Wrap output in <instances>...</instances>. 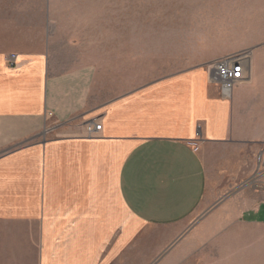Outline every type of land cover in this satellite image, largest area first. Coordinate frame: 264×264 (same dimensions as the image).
<instances>
[{
    "label": "crops",
    "instance_id": "obj_1",
    "mask_svg": "<svg viewBox=\"0 0 264 264\" xmlns=\"http://www.w3.org/2000/svg\"><path fill=\"white\" fill-rule=\"evenodd\" d=\"M31 1L6 0L0 19V222L28 225L35 264H179L197 250L190 219L203 206L264 223L260 79L225 97L208 77L222 56L135 46L128 30L132 80L104 97L95 64L61 63L51 0H34L42 33Z\"/></svg>",
    "mask_w": 264,
    "mask_h": 264
},
{
    "label": "rangeland",
    "instance_id": "obj_2",
    "mask_svg": "<svg viewBox=\"0 0 264 264\" xmlns=\"http://www.w3.org/2000/svg\"><path fill=\"white\" fill-rule=\"evenodd\" d=\"M2 1L0 19L6 20L13 7ZM31 3L32 27L42 33L43 5ZM48 9L61 63L95 64L104 97L127 89L132 80L126 72L128 30H134L135 46L176 43L207 57L251 50L250 78L261 80L263 93L253 109L264 136V0H51ZM215 152L236 159L232 150ZM238 153L237 159L259 158L247 150ZM224 210L203 206L194 214L190 222L198 247L179 264H264V223L244 224ZM25 227L0 222V264H35L31 231Z\"/></svg>",
    "mask_w": 264,
    "mask_h": 264
},
{
    "label": "built area",
    "instance_id": "obj_3",
    "mask_svg": "<svg viewBox=\"0 0 264 264\" xmlns=\"http://www.w3.org/2000/svg\"><path fill=\"white\" fill-rule=\"evenodd\" d=\"M251 53V50L235 52L215 59L208 65L209 79L219 85L221 93L225 97H230L235 86L250 79ZM7 61L15 65L16 55L9 54ZM100 128L101 124L95 121L86 123V130L90 136Z\"/></svg>",
    "mask_w": 264,
    "mask_h": 264
}]
</instances>
